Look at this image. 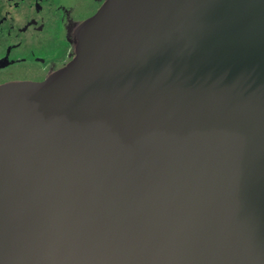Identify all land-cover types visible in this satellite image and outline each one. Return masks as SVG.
<instances>
[{
    "label": "water",
    "instance_id": "95a60500",
    "mask_svg": "<svg viewBox=\"0 0 264 264\" xmlns=\"http://www.w3.org/2000/svg\"><path fill=\"white\" fill-rule=\"evenodd\" d=\"M0 264H264V0H97L0 87Z\"/></svg>",
    "mask_w": 264,
    "mask_h": 264
},
{
    "label": "flooded vegetation",
    "instance_id": "af4514ba",
    "mask_svg": "<svg viewBox=\"0 0 264 264\" xmlns=\"http://www.w3.org/2000/svg\"><path fill=\"white\" fill-rule=\"evenodd\" d=\"M97 0H0V87L46 79L73 58Z\"/></svg>",
    "mask_w": 264,
    "mask_h": 264
},
{
    "label": "rangeland",
    "instance_id": "374dc122",
    "mask_svg": "<svg viewBox=\"0 0 264 264\" xmlns=\"http://www.w3.org/2000/svg\"><path fill=\"white\" fill-rule=\"evenodd\" d=\"M91 2H93V0H91Z\"/></svg>",
    "mask_w": 264,
    "mask_h": 264
}]
</instances>
